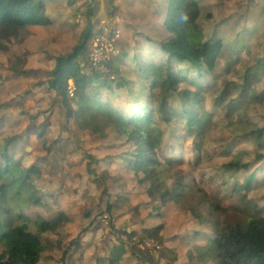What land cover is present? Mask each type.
Returning <instances> with one entry per match:
<instances>
[{"label": "trees", "instance_id": "1", "mask_svg": "<svg viewBox=\"0 0 264 264\" xmlns=\"http://www.w3.org/2000/svg\"><path fill=\"white\" fill-rule=\"evenodd\" d=\"M147 2L135 0V17H143L141 9ZM249 3L156 0L155 19L146 17L133 34L130 63L134 74L128 76L120 68V63L126 64L130 57L126 51L112 56L106 70L92 65L89 58L98 32L93 19L100 8L88 5V24L80 39L72 47L54 52L49 71L34 72L47 90H58L60 98L54 105H59L67 129L77 136L74 146L86 173L95 181L125 184L128 168L123 166L110 163L100 175L93 172L100 163L94 150L107 146L117 134L133 145L129 167L136 175L135 184L150 202L161 204L157 214L145 218L137 210L142 202L134 198L122 195L108 202L106 213L115 240H107L108 254L99 264H118L129 255L137 264H145L151 250L139 244L150 242L162 247L171 232L168 223L145 226L153 219H165L176 207L185 208L199 227L217 226V232L203 241H198L200 234L191 238L197 241L191 244L195 263L264 264V209L257 205L238 207L247 201L248 190L264 192V179L255 177L259 169L251 171L254 161L263 160L264 154L253 159L238 152L225 161L224 167L235 180L227 194L212 188L215 179L204 175L210 164L203 158L209 126L223 127L240 139L251 138L256 149L264 150V130L247 113L251 107L264 118V90H260L264 88V31L251 33L250 45L244 44L246 38L239 33ZM48 7L43 0H0V62L15 76L29 73L26 43L37 38L38 27L43 26L47 35L54 33ZM154 24L159 25V31L149 38L143 30ZM8 26L13 27L12 36L18 40L23 57L11 50L3 60L1 32ZM250 49L255 52L254 62L244 58ZM154 50L160 55L155 56ZM140 51L145 52L142 59L135 55ZM234 76L240 78L238 86L232 81ZM71 81L73 95L69 91ZM120 89L131 94V108L113 102ZM236 92L237 96H231ZM175 138H183L179 150L172 147ZM190 141L195 151L192 158L187 153ZM54 143L34 147L35 160L25 167L22 159L15 157L16 146L0 141V264H39V257L53 263L67 261L71 245L56 259L66 243L58 233L72 227L74 219L48 202L36 185L45 173L46 158ZM24 207L33 218L24 213ZM126 217L132 227L117 229L114 225ZM77 261L72 258V264Z\"/></svg>", "mask_w": 264, "mask_h": 264}, {"label": "rangeland", "instance_id": "2", "mask_svg": "<svg viewBox=\"0 0 264 264\" xmlns=\"http://www.w3.org/2000/svg\"><path fill=\"white\" fill-rule=\"evenodd\" d=\"M43 1L49 5L47 16L51 20V28L54 33L47 35L44 27L39 26L37 38L27 41L29 55L26 57V68L29 73L15 76L4 66V62H0V141H11L16 146L15 157L22 159L25 167L30 166L35 160L34 147L46 142H56L51 146V153L46 158L48 165L45 167V173L36 180V185L38 192L46 195L48 202L74 219L72 227L60 230L58 233L66 238V243L59 248L60 252L56 256L57 261L63 248L66 250L71 246L68 250L67 261L53 263L39 257L38 263L72 264L73 258L78 260L75 264H99V260L108 254L107 240L109 238L115 240L112 236L114 231L110 224V218L106 213L108 202H114L122 195L134 198L142 202L137 210L145 218L150 213L157 214L161 204L150 202L145 192L135 184L136 175L129 167L133 145L131 141L121 139L117 134L109 140L107 146L94 150L100 163L97 164L96 170L93 172L100 175L102 170L109 168L110 163L123 166L128 168L126 169L128 175L124 177L126 178L125 184L95 181L86 173L85 168L79 165L78 154L74 146L77 136L67 129L65 116L59 105H54L55 100L60 98L58 90H47L34 72L49 71L54 64L51 59L54 52H58L66 46L72 47V44L80 39L88 24V20H86L88 5L93 4L99 6L100 11L93 19V22L96 21L98 32L93 40L94 47H92L89 58L90 61L92 56L94 58L91 61L92 65L95 68L105 69L112 56L126 51L130 57L126 59V64L121 65L120 63V68L126 76L134 74V68L130 63L135 40L133 34L140 30L138 26L144 22L146 17L155 19L156 0H147L154 6L153 8L152 6L143 7V17H135L136 11L130 10L129 4H126L123 11L120 12V7H122L120 0ZM131 2L133 1L131 0ZM245 11L242 15L243 23L239 33L246 38L244 44L250 45L253 41L250 34L257 30L264 31V0H258V3L250 0L249 9ZM158 31L159 25L154 24L151 28L144 29L143 33L149 38H154ZM12 32V26H8L1 32L4 41L3 60L9 56L11 50L16 51L19 57L25 55L24 52L19 51V42L12 36ZM102 34H105L106 37L101 38ZM261 44L264 46L263 39ZM240 47L236 46V48ZM151 52L155 56L160 55V51ZM136 54L139 55L138 59H142L145 52H135ZM254 57L253 49H250L249 53L244 56V58L251 59L252 62H254ZM232 81L237 86L241 82L240 78L236 76ZM237 90L239 88L235 87V91ZM260 90L263 91L264 88L262 87ZM69 91L71 95L75 92L73 81L69 82ZM262 95H264V91ZM231 96H237V92ZM131 101V94L128 90H116L115 98H113L115 104L131 108ZM247 113L251 120L258 123L264 130V118L261 114L255 112L251 107H248ZM41 133L42 137L39 138ZM83 139L84 135L82 134L79 136V140ZM182 141L183 138H175L172 147L179 150ZM203 150V158L210 164L204 170V175L213 176L215 185H212V188L215 191H222L224 194L230 193L235 183L231 171L224 167L225 161L238 152L247 154L253 159L256 158V154H264V150L255 148L253 139H240L223 127L213 128L212 126L207 128L203 140ZM194 152L190 141L187 144L189 158L193 157ZM257 169L259 171L255 174L256 179H264V159L254 161L251 171L255 172ZM187 182L192 183V180L187 178ZM246 194L247 201L238 206L239 208L251 209L253 205H257L264 209V192H254L253 189H250ZM23 211L29 218L34 217V214L26 207L23 208ZM166 218H168L171 232L162 247H155L147 242L139 244L141 248L151 250L145 264H197L194 261V251L191 247V244H195L197 241L191 240V238L200 234L198 241H203L204 238L211 237L217 232V226L209 224L199 227L183 207H176ZM154 220L158 221L155 226L164 223L159 218ZM114 226L125 231L132 227V223L130 218L126 217L124 222ZM1 254L6 258L4 252ZM106 264L113 263L108 261ZM118 264H137V260L129 255Z\"/></svg>", "mask_w": 264, "mask_h": 264}, {"label": "crops", "instance_id": "3", "mask_svg": "<svg viewBox=\"0 0 264 264\" xmlns=\"http://www.w3.org/2000/svg\"><path fill=\"white\" fill-rule=\"evenodd\" d=\"M133 2H131V0H120V6H122V7H120V12H122L123 11V9H124V7H125V5L126 4H129L130 6L128 7L130 10H135V0H132ZM150 2V1H149ZM147 2V4L144 6V7H151L152 6V8H153V4L150 2ZM136 11V10H135ZM141 11H142V13H143V11H144V8H142L141 9ZM161 220H163L164 221V223H168V218H165V219H161ZM158 223V221L156 220H154L150 225H147L146 227H150V226H155L156 224ZM169 224V223H168ZM171 231V230H170Z\"/></svg>", "mask_w": 264, "mask_h": 264}, {"label": "built area", "instance_id": "4", "mask_svg": "<svg viewBox=\"0 0 264 264\" xmlns=\"http://www.w3.org/2000/svg\"><path fill=\"white\" fill-rule=\"evenodd\" d=\"M105 37H106L105 34H102V35H101V38H105ZM97 40H98V39H97ZM97 40H96V41H97ZM105 41H106V39H105ZM92 60H94L93 56L91 57V61H92ZM148 244H152V243L149 242ZM152 245H153V244H152Z\"/></svg>", "mask_w": 264, "mask_h": 264}]
</instances>
